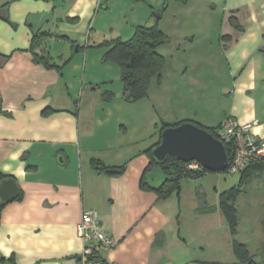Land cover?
Masks as SVG:
<instances>
[{"label": "crops", "instance_id": "0c3cea01", "mask_svg": "<svg viewBox=\"0 0 264 264\" xmlns=\"http://www.w3.org/2000/svg\"><path fill=\"white\" fill-rule=\"evenodd\" d=\"M157 20L175 43L171 56L187 66L174 59L146 98L128 101L100 44ZM35 34H45L36 53L47 63L33 59ZM169 72L190 102L175 119L160 105ZM227 117L257 121L264 139V0H0V175L19 187L16 199L0 201V264H77L86 211L116 240L102 251L109 264H234L219 208L228 187L211 204L190 187L205 174L166 199L140 185L162 121L216 127ZM162 176L147 177L158 185ZM222 244L229 262L210 250Z\"/></svg>", "mask_w": 264, "mask_h": 264}, {"label": "trees", "instance_id": "16d2710c", "mask_svg": "<svg viewBox=\"0 0 264 264\" xmlns=\"http://www.w3.org/2000/svg\"><path fill=\"white\" fill-rule=\"evenodd\" d=\"M45 34H35L32 42V55L36 62L47 63V58L44 55H38L36 49L41 44V39ZM168 40L167 35L159 26V21L151 25H140L135 27L133 36L128 40L115 38L105 40L100 45L107 46V51L104 54V61H111L116 63L121 70V78L124 85V93L126 99L131 102H137L146 98L149 95L150 86L154 78L161 79L162 71L166 65L165 57L158 51L159 47ZM112 96V93H107ZM185 121L177 123H169L166 121L161 122L160 135L164 129L170 126H177ZM200 127L208 130L217 137L216 127H208L200 123L191 121ZM160 143L156 142L149 150L150 164L146 168L141 178V187L144 190L155 191L159 197L166 199L174 193H179L182 188V181L184 178H199L209 172L207 169L202 170H187L186 162L178 160L177 158L168 155L166 160L159 163L152 155V150ZM229 159L232 157V146L230 143L224 142ZM93 165L96 168L108 169L101 160L93 159ZM124 169L125 166H120ZM156 168H160L164 177L158 184H152L148 180V174L153 172ZM226 171V169L224 170ZM241 178L238 185L230 187L229 189L221 192L219 197V208L224 214L229 225L232 250L236 259L234 264H264V250L262 240V253L261 260L256 259V255L252 254L247 244L238 240V209L236 201L238 197L246 191V188L254 181L259 180L264 174V157L259 161L251 163L243 172L240 173ZM1 179H6L8 176L0 175ZM5 204L4 202H2ZM96 258L101 259L102 264H109L102 257V252L96 255Z\"/></svg>", "mask_w": 264, "mask_h": 264}, {"label": "rangeland", "instance_id": "374dc122", "mask_svg": "<svg viewBox=\"0 0 264 264\" xmlns=\"http://www.w3.org/2000/svg\"><path fill=\"white\" fill-rule=\"evenodd\" d=\"M172 22V21H171ZM177 27H179L178 30L180 33V36L183 37L185 34L182 30V28L187 27V21H181L179 20L177 22ZM166 27V25H165ZM181 27V28H180ZM167 28V27H166ZM187 29H185L186 31ZM175 33V32H174ZM173 33V35H175ZM176 36V35H175ZM168 40L160 46L158 51L163 50L165 54L168 56L166 57L165 55H162L166 59V65L165 68H168L170 72H172V67H173V58L171 55V51L173 49V41H170L168 35H167ZM170 43V44H169ZM172 44V45H171ZM175 48V47H174ZM183 49V48H182ZM176 53V49L175 52ZM184 52L178 53V55L181 57ZM186 56H182L181 59H183ZM180 58L176 60L177 64L180 66H183L184 68L187 66L184 61H180ZM163 68V70H165ZM170 72L169 74L166 73L165 77L168 76L167 79L163 80V83L166 84L167 88H164L165 91H170V94L164 95L163 96V104L165 105L164 107L168 108V113L167 117H170L171 119L175 117L176 110H184L185 108H188L190 105V102L188 100V95L186 94H180V91L174 90L176 87V82L170 84ZM164 77V78H165ZM214 79V85L219 84L218 78H213ZM158 82V81H157ZM161 83V82H160ZM157 83V84H160ZM211 85V83H208ZM182 91H186V89H182ZM178 94H180L178 96ZM154 102V101H153ZM192 106L189 108L191 109ZM182 112H180V115ZM168 119V118H167ZM175 119V118H174ZM162 120V119H161ZM154 175H160L162 174V171L160 168H156L153 171ZM204 180L198 181V182H193L190 183V187L192 188L193 191L197 189L201 190L202 197L204 199H207V201L211 204L214 203L216 199H218V189H229L230 187H233L235 185H238L240 182L241 174H234L230 175L226 171H209L205 175ZM164 177V175L162 176ZM187 179L184 178L182 181V184L189 185L187 184ZM158 182V181H157ZM225 187V188H224ZM186 191L189 192L188 187L184 188ZM222 191V190H221ZM237 209H238V220H239V225H238V240L242 241L243 243L247 244L249 250L251 251L252 254L256 255L257 260H261L263 258V253H262V240L264 239V174L259 180H254L247 188L246 191H244L237 199L236 201ZM219 229L218 231L224 232L225 228H221L223 225L218 224ZM223 235V233H222ZM232 241V239H231ZM214 243V240H213ZM224 245H221V249L217 248L216 251H214V247H210L211 252L213 251L214 253H217L216 255H219L218 258L227 260L228 262L231 261L230 259V252L229 248L227 250H224ZM221 260V261H223ZM227 262V263H228Z\"/></svg>", "mask_w": 264, "mask_h": 264}, {"label": "built area", "instance_id": "2783aa9c", "mask_svg": "<svg viewBox=\"0 0 264 264\" xmlns=\"http://www.w3.org/2000/svg\"><path fill=\"white\" fill-rule=\"evenodd\" d=\"M257 121L241 123L227 117L216 129L217 137L232 146V157L229 159L226 172L230 175L240 174L251 163L264 157V139L256 137L253 127ZM187 170H202L203 166L198 161L186 162ZM96 211H86L81 221L77 224V234L84 245L80 252L77 264H102L96 255L103 250L113 248L116 244L111 234L105 233L100 224Z\"/></svg>", "mask_w": 264, "mask_h": 264}, {"label": "water", "instance_id": "95a60500", "mask_svg": "<svg viewBox=\"0 0 264 264\" xmlns=\"http://www.w3.org/2000/svg\"><path fill=\"white\" fill-rule=\"evenodd\" d=\"M152 155L159 163L164 162L168 155L183 162L195 160L209 171H224L229 163V156L223 141L191 121L164 129L161 141L153 148ZM108 172L120 173L121 171L109 169ZM18 195L19 187L13 178L2 180L0 183L1 202L13 201Z\"/></svg>", "mask_w": 264, "mask_h": 264}]
</instances>
